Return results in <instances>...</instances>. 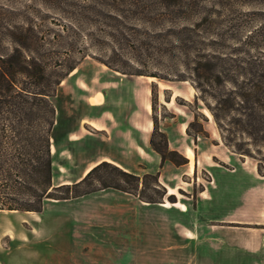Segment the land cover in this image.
Listing matches in <instances>:
<instances>
[{"label": "rangeland", "instance_id": "1", "mask_svg": "<svg viewBox=\"0 0 264 264\" xmlns=\"http://www.w3.org/2000/svg\"><path fill=\"white\" fill-rule=\"evenodd\" d=\"M43 2L0 0V4L20 9L27 6L29 13L26 17L34 21L42 19L54 34H61L66 42L74 44V50L68 54H65L67 48L62 45V48L49 58L54 80L64 74L63 70L66 67L76 65L75 72L72 73L77 74L76 77L72 80L73 75L69 74L62 81L61 88L64 92L69 90L68 80H80L85 87L86 84L96 85L107 73L116 72L117 76L131 77L139 73L144 74L147 76H141L140 80H148L151 89L154 90L152 116L159 132L165 135L163 132L167 128L170 129L173 124L186 123L182 138L194 154L193 171L189 173V177L181 175L179 178L177 188L173 192L176 203L180 201L189 208L194 207L196 194L203 189L202 185L209 186L208 183L212 182V179L217 183L218 172L228 177L226 182L229 186L224 187L227 194L239 192L237 182L247 178L249 184L251 182L253 184L255 180L254 185L261 186L258 198L264 199V179L256 172L258 164L264 170V141L260 138V141L254 144L252 139L242 133V125L235 124L240 118L235 93L240 92L241 87L252 84L264 88V0H43ZM35 8L40 12L36 13ZM5 19L15 22L21 17L6 15ZM67 24L73 26L72 29H64L61 32L62 26ZM152 75L156 77H151ZM197 86L205 92L202 93ZM196 97L200 98L197 102ZM207 105L221 118L222 132ZM190 123L192 125L189 127ZM182 128L178 127V133L181 134ZM63 129L64 126L59 125L56 132ZM186 130L189 135L186 134ZM198 133L201 135H197ZM221 136L230 140V149L224 145ZM153 140L160 149L165 148L164 139L159 135L154 136ZM238 153L249 154L251 157ZM65 156L64 154L58 157V153H55L60 164L69 160ZM182 158L186 159L185 164L172 165L174 168L182 167L180 173L183 171L186 173L187 169L189 172V160L185 155L179 153L176 160L181 162ZM221 160H226L227 164H223ZM164 163L171 164L168 161L160 162L161 168ZM172 170L176 172L177 169ZM172 170L168 167L163 168L162 175L166 181H176L178 178V174ZM68 171L67 169L66 172ZM97 176L105 178L107 182L119 180L109 170L102 171ZM61 181L62 177H56L54 185ZM259 182L260 184H257ZM88 184L97 187L93 177L79 190L89 188ZM120 184L127 189L133 187L132 182L121 181ZM146 184L144 191L146 196L155 197L156 194L151 191L153 180L147 179ZM211 186L212 193H216L217 196L226 192L222 185L215 186L212 182ZM167 192L169 191L166 190L161 204L169 202L170 194L167 195ZM96 193L99 196L106 195L105 198L112 200L113 198L107 194L122 192L103 189L88 194L91 195L89 197L85 195L65 201H44L51 206L44 210L41 227H37L34 232L35 239L42 238L49 214L63 209L55 205L70 204L69 202H76L81 198L91 199ZM92 203L95 204L96 200L71 204L64 210L67 209L71 215L73 212L87 213L96 208ZM131 210L136 213L133 221L137 223L145 222L156 228L161 224L162 218L165 221L163 212L154 207L144 211L142 209L137 211L132 207ZM174 210L177 209L174 207ZM0 214L5 226L14 225V234L19 232V238H26V234L33 231L34 215ZM200 219L201 223L207 222L203 214ZM172 220L176 218L172 217ZM217 230L218 244L224 237L240 240L241 232L245 231L241 228L219 227ZM156 235L154 231L153 236ZM2 241L5 242H1L0 251L3 253L16 251L20 246L17 240L13 241V246H9L6 238ZM153 249L159 258L161 248L155 246ZM219 250L217 264H225L222 263L224 259ZM238 262L237 259L235 264Z\"/></svg>", "mask_w": 264, "mask_h": 264}, {"label": "crops", "instance_id": "2", "mask_svg": "<svg viewBox=\"0 0 264 264\" xmlns=\"http://www.w3.org/2000/svg\"><path fill=\"white\" fill-rule=\"evenodd\" d=\"M76 75L71 76L72 80ZM140 78L117 76L113 72L105 74L96 85L86 84L85 87L80 80H68L70 87L66 92L60 83L50 146L54 187L76 183L93 167L107 162L137 176L158 174L159 183L169 191L168 194L175 195L173 192L181 175L189 177L193 171L194 154L182 138L186 123L173 124L163 133L167 137L168 149L187 157L189 172L187 169L186 173H180L182 167L174 168L167 163L161 168L159 155L150 147L153 131L151 84ZM59 125L64 129L57 133ZM181 126L180 134L178 127ZM55 153L58 157L65 154L69 160L60 164ZM221 162L227 164L226 160ZM167 167L177 169L176 172L172 170L178 174L176 181L163 178L162 170ZM218 173L217 183L215 179L212 182L226 190L228 177ZM56 177H62V181L54 185ZM260 177L264 179V176ZM212 182L208 183L209 186L202 185L192 208L180 201L146 204L126 193L107 194L112 200L96 193L97 196L91 199L81 198L70 204L55 205L63 209L49 214L40 239H35L34 232L41 227L44 210L50 204L44 203L41 213L0 211L10 216L16 213L34 215L33 231L26 234V238H19V232L14 234V225L5 226L0 216V248L1 242L5 243L3 238L7 239L9 246H13L14 240L20 242L16 251H0V264H217L218 249L225 264H235L237 259L238 264H264V199L258 198L261 186H255V180L249 184L247 178H242L237 182L239 192L227 194L226 190L217 196L212 193ZM87 200H96L95 204L92 203L96 208L87 213L73 212L72 215L64 210L71 204ZM132 207L143 211L151 207L160 209L165 221L162 218L156 228L145 222H134L136 213ZM202 214L207 222L201 223ZM218 227L245 231L241 232L240 240L224 237L218 244ZM154 231L156 236H153ZM154 244L161 248L159 258L154 254Z\"/></svg>", "mask_w": 264, "mask_h": 264}, {"label": "trees", "instance_id": "3", "mask_svg": "<svg viewBox=\"0 0 264 264\" xmlns=\"http://www.w3.org/2000/svg\"><path fill=\"white\" fill-rule=\"evenodd\" d=\"M35 11L40 12L37 8ZM27 13V6L20 9L0 4V211L41 213L46 200L65 201L103 189L130 194L146 204H161L166 190L160 185L158 174L137 176L107 162L93 167L76 183L57 187L52 185L54 168L50 146L56 118L55 99L58 86L76 69V65L66 67L64 74L54 80L49 58L59 51L62 45L67 48L65 54L73 51L75 46L66 42L61 34H54L42 19L34 21L26 17ZM6 15L19 16L21 19L13 22L5 19ZM69 27L68 24L64 25L60 31L72 29L73 26ZM135 75L147 76L140 73ZM196 88L202 93L205 92L199 86ZM151 97L153 110V88ZM263 98L264 88L255 84L241 87L240 92L235 93L240 108V118L235 124L242 125V133L252 139L254 144L259 142L260 138L264 141ZM198 99L200 98L196 97L195 102ZM207 109L222 132L221 118L210 106L207 105ZM195 118L197 119L196 116ZM152 122L150 147L159 155L161 163L168 161L175 166L185 164V158H182L181 162L177 161L179 153L168 149L166 137L157 129L153 116ZM191 125L192 123L189 127ZM186 134L189 135L188 130ZM156 135L164 139L163 150L153 140ZM221 137L224 145L230 149V140ZM238 154L251 157L249 154ZM107 170L114 173L119 180L107 182L105 178L97 176ZM257 173L264 176V170L259 164ZM93 177L97 187L88 184L89 188L79 190ZM147 179L153 180L151 191L156 194L155 197L146 196L144 192ZM121 181L132 182L133 187L127 189L121 186ZM168 200L170 203H176L173 195H170Z\"/></svg>", "mask_w": 264, "mask_h": 264}]
</instances>
